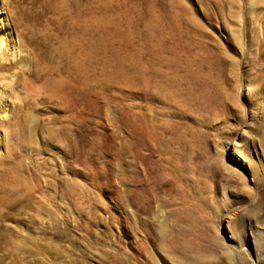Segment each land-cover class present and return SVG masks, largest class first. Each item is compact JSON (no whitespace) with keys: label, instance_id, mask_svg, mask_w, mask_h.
I'll use <instances>...</instances> for the list:
<instances>
[{"label":"rangeland","instance_id":"1","mask_svg":"<svg viewBox=\"0 0 264 264\" xmlns=\"http://www.w3.org/2000/svg\"><path fill=\"white\" fill-rule=\"evenodd\" d=\"M0 5V264H264V0Z\"/></svg>","mask_w":264,"mask_h":264},{"label":"bare ground","instance_id":"2","mask_svg":"<svg viewBox=\"0 0 264 264\" xmlns=\"http://www.w3.org/2000/svg\"><path fill=\"white\" fill-rule=\"evenodd\" d=\"M11 27L0 5V149L5 148L11 127L12 109L17 103L13 92L14 78H21L23 67L19 42L11 34ZM8 151V150H7Z\"/></svg>","mask_w":264,"mask_h":264}]
</instances>
